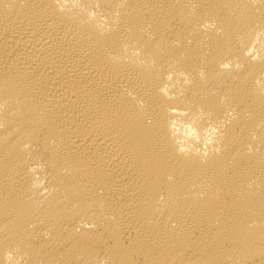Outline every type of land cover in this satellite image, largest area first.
Masks as SVG:
<instances>
[{
    "label": "bare ground",
    "instance_id": "bare-ground-1",
    "mask_svg": "<svg viewBox=\"0 0 264 264\" xmlns=\"http://www.w3.org/2000/svg\"><path fill=\"white\" fill-rule=\"evenodd\" d=\"M0 264H264V0H0Z\"/></svg>",
    "mask_w": 264,
    "mask_h": 264
}]
</instances>
